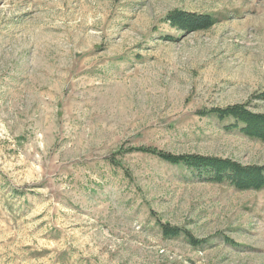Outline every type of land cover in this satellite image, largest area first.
<instances>
[{"label":"rangeland","instance_id":"obj_1","mask_svg":"<svg viewBox=\"0 0 264 264\" xmlns=\"http://www.w3.org/2000/svg\"><path fill=\"white\" fill-rule=\"evenodd\" d=\"M235 106L264 0H0V264H264V187L140 150L264 167Z\"/></svg>","mask_w":264,"mask_h":264},{"label":"trees","instance_id":"obj_2","mask_svg":"<svg viewBox=\"0 0 264 264\" xmlns=\"http://www.w3.org/2000/svg\"><path fill=\"white\" fill-rule=\"evenodd\" d=\"M184 21L194 22L199 26H207L213 24L212 19L207 15H183ZM177 17L171 16L170 20H175ZM190 20V21H188ZM178 21V20H177ZM181 22V21H180ZM188 25V23L183 22ZM183 23H181L183 25ZM198 28V27H197ZM219 116L231 117L235 121L241 123L240 129L251 137L264 139V115L252 114L248 112L243 106H235L223 110H216ZM263 126V127H262ZM144 152H149L157 155L161 159L167 160L175 164H182L193 170H207L213 172L212 178H221L226 170H232L235 176L240 178H250L248 184L239 183L240 187L249 186L251 182H256L257 187H264V167H245L229 160L216 159L207 156L198 155H175L162 152L155 148H140ZM247 171L251 175H247ZM164 235L167 237H175L180 235L179 229L176 227H169L164 225ZM193 240V239H192ZM193 242V241H192Z\"/></svg>","mask_w":264,"mask_h":264}]
</instances>
